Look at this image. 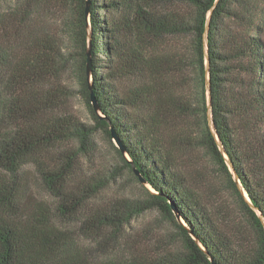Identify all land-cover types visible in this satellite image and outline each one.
Masks as SVG:
<instances>
[{
	"label": "trees",
	"instance_id": "trees-1",
	"mask_svg": "<svg viewBox=\"0 0 264 264\" xmlns=\"http://www.w3.org/2000/svg\"><path fill=\"white\" fill-rule=\"evenodd\" d=\"M19 1L32 18L56 8L59 30L0 33V264H264V10L249 0H91L89 8L88 0ZM185 37L201 99L174 95L167 82L188 64L161 44ZM77 95L93 125L72 110ZM199 115L204 128L191 141L208 147L227 176L254 244L219 219L182 167L177 118ZM98 131L120 167H91ZM134 168L153 192L110 197L125 170L139 182ZM153 211L176 228L181 246L147 251L130 238L133 221Z\"/></svg>",
	"mask_w": 264,
	"mask_h": 264
},
{
	"label": "rangeland",
	"instance_id": "rangeland-1",
	"mask_svg": "<svg viewBox=\"0 0 264 264\" xmlns=\"http://www.w3.org/2000/svg\"><path fill=\"white\" fill-rule=\"evenodd\" d=\"M249 1L252 6L264 10V0ZM27 10L28 8L26 6H20L19 0L0 1V33L3 27L8 26L19 27L20 29L24 28L25 31L31 29L34 32L41 30L56 32L59 30V23L56 19V8L44 9L33 18L32 16L25 15ZM185 10L191 11L192 8L186 7ZM161 48L166 51L165 54L170 58L174 55L181 60L186 59L188 64L187 70H174L167 78V82H170V85L174 89V95L181 96L185 94L188 98L195 97L201 99L202 91L200 84L196 83L198 71L191 65L194 58L193 40L190 37L177 40L167 39L161 44ZM24 52V49H20V52L15 51L14 55H22ZM180 66L181 65H178L177 67L180 68ZM67 79H71V75L67 76ZM69 84L73 89H76L73 81H69ZM208 100L209 97L206 93V101ZM70 106L82 121L92 124L91 116L79 95L70 102ZM178 112H180V109H178L176 115H178ZM211 119H213L212 115L210 111H208L207 121L209 125ZM177 122L180 126V134L183 138V140L180 141L185 148L181 151L182 155L180 162L182 167L186 169L194 181L201 182L200 187L202 194L206 197L207 202L218 212L219 219L223 220L229 228L240 232V234L237 233V235L248 241L247 243H250L249 245L256 243L255 230L251 226L249 219L244 215L238 199L229 187L227 176L220 171L219 165H217L210 156L211 153L208 147L199 148L194 146V143L191 141L196 137L199 131L204 128V126H202L204 123L203 116H191L182 119L177 118ZM211 129L214 131L213 127H211ZM97 142L98 153L91 167H108L110 170L114 169L116 166L120 167L122 161L112 144L107 141L102 131H98L97 133ZM113 143L116 146L115 142ZM131 177L132 175L128 170L122 172L118 182L112 190L109 191V196H122L133 199L147 198L148 196L143 185L131 179ZM42 195L47 201H51L47 195ZM68 229L74 231V227ZM176 232V228L169 223L159 211H153L147 212L133 221V229L130 238L140 244L143 249L147 251H156L163 245L170 244L175 247L181 246ZM78 240L82 244L90 245V243L82 237Z\"/></svg>",
	"mask_w": 264,
	"mask_h": 264
},
{
	"label": "water",
	"instance_id": "water-1",
	"mask_svg": "<svg viewBox=\"0 0 264 264\" xmlns=\"http://www.w3.org/2000/svg\"><path fill=\"white\" fill-rule=\"evenodd\" d=\"M90 3H91V0H88V8L90 7ZM208 29H209V27H208ZM209 62H210V61H209V58H207V64H209ZM89 69H90V65H89ZM208 70H209V67H208ZM88 71H89V70H88ZM210 87H211V82H210V79H209V81H208V89H209V93H210ZM91 91H93L92 88H91ZM92 103H93V105H94L95 110H96V111H99V104H98L97 99H96V97H95V94H94L93 92H92ZM209 110H210V114L212 115V99H211V97H209ZM210 126L213 127V129H214L213 133H214V135H215V130H216V129H215V124H214V122H213V119H211V121H210ZM111 133H112V137H113V142H115L117 148L122 152V154L125 156V158L128 159V160L130 161V159H129V157H128V154H127V152H126V149H125L124 145L122 144V142L120 141L119 137L117 136V134L115 133V131H114L113 129L111 130ZM218 145L220 146V148H221V150H222V152H223V155H224L225 158H226V154H225V150H224L223 145H222L220 142H218ZM230 168H231V170H232V172H233V168H232L231 165H230ZM133 172H134L135 176L138 178L139 182H140L144 187H146L148 190H150L151 192H153V189H152L151 186L147 183L146 179H145L144 176L141 174V172H139L136 168L133 169ZM235 181H236V183H237V185H238V187H239V189H240V192H241L242 195L245 197V199H246L247 203L249 204V206H251L255 211H257L256 208L253 206V204L247 199V196H246V194L244 193V190L242 189V187H241V185H240V182H239V179L237 178V176L235 177ZM175 216H176L177 221L179 222V224L182 225V226H183V227H184V228H185V229H186V230L192 235V232L188 229V227L186 226V224L181 220L180 216H179L177 213H175ZM194 239H195L196 242L199 244V240L196 239V238H194Z\"/></svg>",
	"mask_w": 264,
	"mask_h": 264
}]
</instances>
